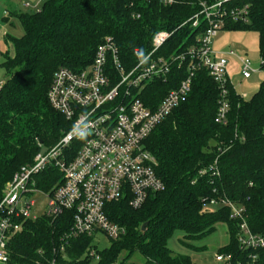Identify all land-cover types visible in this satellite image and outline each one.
<instances>
[{
    "label": "trees",
    "instance_id": "1",
    "mask_svg": "<svg viewBox=\"0 0 264 264\" xmlns=\"http://www.w3.org/2000/svg\"><path fill=\"white\" fill-rule=\"evenodd\" d=\"M201 1L214 0H175L169 5L160 0H42L33 11L9 10L6 18L17 16L23 34L9 37L14 52L6 51L1 62L6 77L0 88V201L15 172L70 127L47 97L57 69L87 66L106 37L128 67L135 63L134 49L147 52L159 30L171 33L160 54L183 51L204 31L201 16L198 26L190 20L201 11ZM225 5H248V22H230L224 29L258 33L259 67L264 70V0H231ZM185 74L184 67L174 64L168 78L149 83L141 99L154 106ZM227 88L226 121L216 122L218 86L206 69L195 71L187 99L145 141L157 159L155 172L164 188L149 193L138 208L129 204L128 196L106 204L108 218L125 229L109 246L98 249L92 235L68 237L70 212L54 220L42 215L26 220L22 230L9 237L6 264H41L52 258L58 264H125L135 252L144 264H201L173 253L168 239L176 230L183 232L182 242L201 238L218 222L225 223L228 233L219 253L230 255L233 264H264V247L241 246L239 220L230 217L229 206L222 203L244 207L250 231L264 237V79L248 97L233 84ZM60 182L61 174L53 167L38 177L43 189ZM213 199L217 202L211 203ZM217 204V209L206 208Z\"/></svg>",
    "mask_w": 264,
    "mask_h": 264
},
{
    "label": "built area",
    "instance_id": "2",
    "mask_svg": "<svg viewBox=\"0 0 264 264\" xmlns=\"http://www.w3.org/2000/svg\"><path fill=\"white\" fill-rule=\"evenodd\" d=\"M160 1L169 5L175 0ZM228 1L231 0L200 2L201 11L190 20L192 26H198L201 16L204 31L194 44L176 54H160L171 33L159 30L147 52L134 49L135 63L128 67L120 61L115 43L106 37L97 46L90 64L78 70L62 67L54 72L47 97L50 105L70 122V127L53 146L36 153L32 163L22 165L7 183L0 201V264L8 261L9 237L22 230L26 220L42 215L54 220L70 212L68 237H94L96 232H102L117 239L124 234V227L108 218L105 206L128 196L129 204L138 208L149 193L164 188L155 172L157 159L146 148L145 141L187 99L197 69H206L217 84L219 105L215 121H226L227 86L232 84L227 56L235 54L232 50L225 54L214 51L211 39L230 22L247 23L249 12L248 5L229 7L225 5ZM238 59L243 65L242 76L249 78L250 60L244 56ZM174 64L185 68V76L157 104L147 105L141 93L149 83L166 80ZM2 84L0 81V88ZM48 167L57 169L61 182L45 190L38 186V177ZM39 196L44 200L37 210ZM222 203L229 206L230 217L239 220L241 246L264 247V237L250 231L244 208L227 200ZM63 250L61 245L60 251ZM216 257L222 264H233L230 255ZM41 264L58 263L52 258Z\"/></svg>",
    "mask_w": 264,
    "mask_h": 264
},
{
    "label": "rangeland",
    "instance_id": "3",
    "mask_svg": "<svg viewBox=\"0 0 264 264\" xmlns=\"http://www.w3.org/2000/svg\"><path fill=\"white\" fill-rule=\"evenodd\" d=\"M42 0H0V81L5 79L4 69L1 67L3 61V54L7 51L13 54V44L9 37H20L23 34L21 23L17 16L13 15L8 18L7 12L9 10H18L23 12L33 11L36 4H40ZM27 3L30 5L28 6ZM6 18V19H5ZM211 47L216 52H224L232 50L235 55L227 56V69L230 80L237 92L242 95L250 96L255 92L260 82L264 79V70L260 69L261 58L258 49V33L251 30H219L211 39ZM238 56H244L250 60L249 78L242 76L243 65ZM55 144V143H54ZM52 144L51 146H53ZM50 146V147H51ZM47 148L42 146L41 152H45ZM51 187L45 190H50ZM41 200L43 197L39 196V201L36 207H42ZM220 205H207V209H217ZM244 208V207H243ZM183 232L176 230L168 239V246L173 253L186 254L197 263L201 264H222L218 262L217 255L219 249L228 242V233L225 223L218 222L215 225V230L209 234L196 239H186L182 242ZM111 239L102 232H96L93 237V244L98 249L109 246ZM125 255L123 252L120 258ZM95 263L96 258H93ZM46 262V261H44ZM41 262V263H44ZM115 260L113 263L115 264ZM125 264H144V258L139 253H133L128 258Z\"/></svg>",
    "mask_w": 264,
    "mask_h": 264
},
{
    "label": "crops",
    "instance_id": "4",
    "mask_svg": "<svg viewBox=\"0 0 264 264\" xmlns=\"http://www.w3.org/2000/svg\"><path fill=\"white\" fill-rule=\"evenodd\" d=\"M226 52H227V51L220 52V53L225 54ZM229 56H231V55H228V57H229ZM245 96H247V95L245 94Z\"/></svg>",
    "mask_w": 264,
    "mask_h": 264
},
{
    "label": "water",
    "instance_id": "5",
    "mask_svg": "<svg viewBox=\"0 0 264 264\" xmlns=\"http://www.w3.org/2000/svg\"><path fill=\"white\" fill-rule=\"evenodd\" d=\"M144 227H145V224H143L142 228H144Z\"/></svg>",
    "mask_w": 264,
    "mask_h": 264
}]
</instances>
